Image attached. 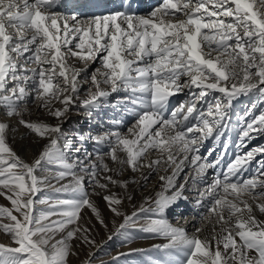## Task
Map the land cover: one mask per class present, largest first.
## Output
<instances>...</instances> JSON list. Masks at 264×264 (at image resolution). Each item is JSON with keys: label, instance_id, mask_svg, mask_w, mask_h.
<instances>
[{"label": "snow or ice", "instance_id": "snow-or-ice-1", "mask_svg": "<svg viewBox=\"0 0 264 264\" xmlns=\"http://www.w3.org/2000/svg\"><path fill=\"white\" fill-rule=\"evenodd\" d=\"M140 7L139 0H0V197L8 202L0 205V232L10 241L0 242V264H71L80 253L74 241L98 249L93 229L81 223L90 210L108 229L93 196L114 218L108 240L127 238L129 229L164 238L153 247L170 259L153 264H264V146L242 151L264 136V111L254 115L253 101L231 124L241 97L264 103V0H159L146 13ZM30 103L57 122L25 119ZM105 105L120 115L109 117L101 134L70 137L63 128L74 109L92 117ZM13 119L42 141L31 161L10 143ZM236 127L240 151L226 167L223 151L208 159L215 146L202 154L206 141L230 139ZM186 168L194 169L191 183ZM126 171L131 180L119 178ZM153 173L156 188L127 213L130 184L146 190ZM52 179L69 182L54 187ZM45 188L69 198L40 200L46 208L37 214ZM193 191L198 207L208 201L201 220L220 226L211 236L202 238V227L189 235L168 219ZM94 255L88 251L81 264H94Z\"/></svg>", "mask_w": 264, "mask_h": 264}, {"label": "bare ground", "instance_id": "bare-ground-1", "mask_svg": "<svg viewBox=\"0 0 264 264\" xmlns=\"http://www.w3.org/2000/svg\"><path fill=\"white\" fill-rule=\"evenodd\" d=\"M84 2L87 3V0H84ZM158 2L159 0H139V4L141 5L139 10L142 13H146ZM84 11H90V9L85 8ZM71 63H73L76 67H83V65L79 61L73 60L71 61ZM95 65L96 64H93L88 69L89 73L92 72L93 66ZM88 87H89L88 84L84 85V88L82 89L81 99H83V94L84 92H86ZM180 98L182 99L183 96H181ZM173 100L175 101L177 100V98L174 97ZM242 100L243 99H239L234 104L233 113L236 115L233 114L232 116L234 117V119L231 120V124L233 126L237 125V121L240 116V113L243 114L245 110L250 107V105H246L245 107L239 105V103H241ZM262 104L263 105H259L253 110L254 115H259L261 111H264V103ZM31 112H32V116H30ZM119 115H120L119 111L113 109L110 105H105L103 109L99 111V115L93 113L92 117L87 116L83 109L76 108L71 112L70 119L63 125V128L68 132L70 137L73 136V133L76 131H80L85 135H97L107 130L109 126L112 124V121L109 119V117H115ZM25 119H30L32 121L44 120L51 124H55L57 122L54 118L48 115L46 110L38 108L37 104L35 103L29 104V112L25 115ZM73 124H78L77 129L71 131L69 130V128L68 129L65 128L67 126L70 127ZM11 126L13 127L14 130L11 133L10 143L14 146L15 150L22 158H24L26 161H31L41 150L42 141H38L34 133H31L30 130L25 128L23 125H20L15 119L11 121ZM128 126H130V123L121 127L120 130L126 131ZM238 131H239L238 127H236V130H232V128H230L226 133V136L229 137L230 139L222 138L219 144H217L213 140L206 141L204 148L201 150L202 154L206 153L209 148L215 146V151L213 152L212 156H210L208 159L213 160L221 156L223 151L224 155H223V160L221 162V166L226 167L227 164L235 158V155L238 153V151H240L239 149L236 148V144L238 142ZM225 145H227L226 148ZM256 145L264 146V136L258 137L250 141L248 143V148H245L242 151L246 152L249 148H252ZM84 147L88 151H92L94 144L91 141H88ZM103 150L104 151L107 150L106 147ZM83 151L84 149L82 148L81 154L83 153ZM153 158L155 157L153 156ZM257 159H260V157H257ZM108 162L110 164V167H116L114 163L110 161ZM254 166H255V161H253V168ZM55 171L56 169H53L52 172L46 171L42 173V175L51 177ZM251 171L252 169H250V172ZM185 173H191V175H189V183H191L192 177L195 175L194 169L186 168ZM161 174H165V173L162 172ZM214 174H215V170H209L205 179L210 181L211 178L214 176ZM132 176L133 174L130 171H126L119 178L121 180L124 179L131 180ZM135 176L139 178L140 173H136ZM180 179L181 181H183L184 173H181ZM68 182H69L68 179L60 181L59 183H57L56 180L54 179L51 180V183L52 185H54V187H60L62 184H67ZM158 183H159L158 177L156 176L155 173H153L149 178V183L147 185L146 190L142 189L138 184H134V183L130 184L128 191L130 194L134 196V199L131 202L125 201L124 210L129 214L132 211H134L135 209L133 205L138 207L141 203H143L142 198L152 193ZM202 186L205 185H200V184L197 185V187H202ZM113 191L121 193V190L119 188H113ZM186 194L188 195V202L183 203L181 207L177 209L175 215L168 216L170 222L174 225L183 224L189 235L195 232L197 227H202L203 231L200 233L202 238L211 236L214 230L218 232L220 226L215 222L214 219L209 217V219L207 220H203V221L201 220V215L207 212L208 201L207 200L204 201L203 207H198L195 203L196 200L195 192L193 191ZM59 195H63V193H57L53 190V188H45L36 197L37 214L39 213L40 210L46 208V205L39 203L40 200H44V199L52 200V198H56ZM92 199L101 209L102 215L104 216L106 222L108 223V229H105L97 222L94 215L91 214L90 210L83 211V213L89 212L90 214L89 217L86 216V218H85V214H82L83 216L82 221H84L83 222L84 224H86L87 226L93 229L94 238L97 241L98 245H100V247L103 243H106V245L103 248L99 247L98 249L97 248L89 249L87 245H83L82 254H81L83 260L87 258L86 253L90 250L95 253L93 257L94 264H115L114 262L111 263V261L108 262V259L113 260V257L117 256L119 253H125V252L131 254L129 258H132L131 259L132 261L131 262L123 261L121 264H145V261L142 260L141 262L140 258H138L145 256L143 254L145 250L150 251V254L147 251L146 252L148 253L149 256H151L153 261L157 258L170 259L168 257H165L162 251H158L155 248H153V246L156 244H162L166 242L164 238L157 237L152 234L150 235V237L148 236L145 237L144 232L138 229H129L127 238L114 237L112 240H108V235L113 230L112 220L114 218L112 214L108 211V209L106 208L104 202L100 199V197L93 196ZM258 218L264 220V214L258 213ZM115 219L117 223L120 222L119 218H115ZM185 219H187L188 221V223L186 224L184 223ZM0 242H3L5 244H8L10 242L8 236L5 235L3 232H0ZM116 244L118 245L116 246ZM74 245H76V241H74ZM108 248L110 250L109 252L107 250ZM133 248H135V250L138 249L140 251H133L134 254H132L131 249ZM73 258L75 257L73 256ZM72 262L73 263L76 262L75 259H73Z\"/></svg>", "mask_w": 264, "mask_h": 264}, {"label": "rangeland", "instance_id": "rangeland-1", "mask_svg": "<svg viewBox=\"0 0 264 264\" xmlns=\"http://www.w3.org/2000/svg\"><path fill=\"white\" fill-rule=\"evenodd\" d=\"M95 67H97L96 65L95 66H93V69L95 68ZM240 99H243L242 101H241V103H239V105H241V106H246V105H251V103L253 102V101H255L256 102V104H257V106H259V105H263L262 103H260L258 100H256L255 99V97H253V96H249V97H241ZM246 99V100H245ZM260 103V104H259ZM235 104V103H234ZM238 105V106H239ZM239 109V108H238ZM1 111V110H0ZM234 115H236V114H234ZM240 115H242L241 113H240ZM30 116H32V112L30 113ZM234 119V117H232V120ZM77 127H78V124H73V125H71L70 127H65L66 129H68L69 128V130H74V129H77ZM230 141V140H229ZM106 151V150H105ZM57 198H69L68 197V195L67 194H64L63 193V195H59V196H57L56 198H52V200L54 201L55 199H57ZM8 204V202L4 199V198H2V197H0V205H7ZM82 214H85V218H86V216L87 217H89V212H82ZM170 216V215H169ZM84 221H82L81 223H83ZM144 234H145V237L146 236H148V237H150V235L151 234H149V233H145L144 232ZM79 243V244H78ZM106 245V243H103L102 245H101V247L100 248H103L104 246ZM118 244H116V246H117ZM76 246H78L79 248H80V253H79V256H74L75 258H73V257H71L70 258V260H71V264H80V262L81 261H83V257L81 256V254H82V246H83V244H80V242H78V241H76ZM154 248V247H153ZM134 250H135V248H133ZM133 249H131L132 251V254H134L133 253ZM108 250V252L110 251L109 250V248L107 249ZM138 250V249H137ZM147 250H145V252L143 253L145 256L144 257H138V258H140V261L142 262V260L143 261H145V264L147 263V264H152V262H153V260H152V258H151V256H149L148 255V253L150 254V251L148 250L147 252H146ZM125 255H123V256H119V264H121L123 261H125V262H131L132 260V258H129L130 257V255L131 254H128V253H124ZM118 256V255H117ZM117 256H115V257H113V260L111 259V260H109L108 259V262H110L111 261V263L112 262H114L115 264H117V261H116V257ZM73 259H75V261L76 262H72L73 261ZM78 259V260H77Z\"/></svg>", "mask_w": 264, "mask_h": 264}]
</instances>
